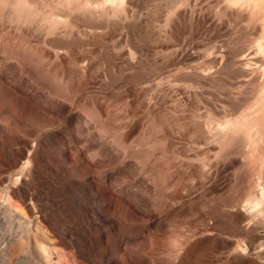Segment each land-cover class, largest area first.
<instances>
[{
	"label": "rangeland",
	"instance_id": "obj_1",
	"mask_svg": "<svg viewBox=\"0 0 264 264\" xmlns=\"http://www.w3.org/2000/svg\"><path fill=\"white\" fill-rule=\"evenodd\" d=\"M263 89L264 0H0V264H264Z\"/></svg>",
	"mask_w": 264,
	"mask_h": 264
},
{
	"label": "bare ground",
	"instance_id": "obj_2",
	"mask_svg": "<svg viewBox=\"0 0 264 264\" xmlns=\"http://www.w3.org/2000/svg\"><path fill=\"white\" fill-rule=\"evenodd\" d=\"M264 90V89H263ZM263 100H264V98H263ZM264 107V106H263ZM245 120V119H244ZM247 120V119H246ZM246 120H245V122H246ZM245 125H246V123H244ZM247 125L250 127V125H251V127H253L254 128V130L253 129H249V127H247L250 131H252V132H254V131H256L257 132V130H260L261 128H264V108L262 109V110H259L256 114H255V116H253V117H251V118H249V120H247ZM246 125V126H247ZM255 126V127H254ZM213 128H215V127H213ZM257 130H256V129ZM260 128V129H259ZM262 131H264V130H262L261 129V132ZM255 133V132H254ZM263 133V132H262ZM257 134V133H256ZM251 135V134H250ZM262 136H263V134H262ZM252 137V136H251ZM262 138V137H261ZM260 138V139H261ZM250 143V142H249ZM258 145V144H257ZM249 146V145H248ZM254 148V147H253ZM40 245V247L42 248V245L41 244H39ZM44 251V250H43ZM49 258V256L47 257V259Z\"/></svg>",
	"mask_w": 264,
	"mask_h": 264
}]
</instances>
